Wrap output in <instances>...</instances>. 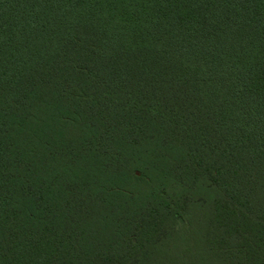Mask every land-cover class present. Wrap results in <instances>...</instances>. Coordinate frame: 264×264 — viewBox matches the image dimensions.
<instances>
[{"label":"trees","instance_id":"16d2710c","mask_svg":"<svg viewBox=\"0 0 264 264\" xmlns=\"http://www.w3.org/2000/svg\"><path fill=\"white\" fill-rule=\"evenodd\" d=\"M0 264H264V0H0Z\"/></svg>","mask_w":264,"mask_h":264},{"label":"rangeland","instance_id":"374dc122","mask_svg":"<svg viewBox=\"0 0 264 264\" xmlns=\"http://www.w3.org/2000/svg\"><path fill=\"white\" fill-rule=\"evenodd\" d=\"M181 218L183 220V223L181 224V226L188 227L189 226V220H188V218H186V217H181ZM177 229L179 230V227ZM184 232H186V231H182V233H184Z\"/></svg>","mask_w":264,"mask_h":264},{"label":"water","instance_id":"95a60500","mask_svg":"<svg viewBox=\"0 0 264 264\" xmlns=\"http://www.w3.org/2000/svg\"><path fill=\"white\" fill-rule=\"evenodd\" d=\"M179 221H180V223H181V224L183 223V220H182V218H179Z\"/></svg>","mask_w":264,"mask_h":264}]
</instances>
